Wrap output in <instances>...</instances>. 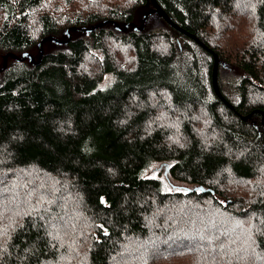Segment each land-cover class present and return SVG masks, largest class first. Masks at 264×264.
<instances>
[{
    "label": "trees",
    "instance_id": "1",
    "mask_svg": "<svg viewBox=\"0 0 264 264\" xmlns=\"http://www.w3.org/2000/svg\"><path fill=\"white\" fill-rule=\"evenodd\" d=\"M155 1L0 0V264H264V0Z\"/></svg>",
    "mask_w": 264,
    "mask_h": 264
},
{
    "label": "rangeland",
    "instance_id": "2",
    "mask_svg": "<svg viewBox=\"0 0 264 264\" xmlns=\"http://www.w3.org/2000/svg\"><path fill=\"white\" fill-rule=\"evenodd\" d=\"M149 11H150V9L146 10V12H149ZM150 13H151V11H150ZM74 34H78V32H74ZM60 37L62 39H64V38L67 37V34L66 33H62ZM47 44H49V43L47 42ZM39 51H40L39 47H38V49L36 48V49L33 50V52L36 53V54L39 53ZM0 62H1V57H0ZM111 80H112V75L110 73H106L104 75V77L102 78V80L100 82V85L101 86H105ZM166 168H167V164L166 163L153 162L148 168H146L144 173L147 174V175H154V176H157L158 178H160V180L162 182V186L166 190H170V189H173V188H184L186 186H192V184H190V183L170 178L167 175Z\"/></svg>",
    "mask_w": 264,
    "mask_h": 264
},
{
    "label": "water",
    "instance_id": "3",
    "mask_svg": "<svg viewBox=\"0 0 264 264\" xmlns=\"http://www.w3.org/2000/svg\"><path fill=\"white\" fill-rule=\"evenodd\" d=\"M154 7V11H157L162 17H164L167 22H169L171 25L173 26H176L171 20L170 18L166 15V13L163 11V9L159 6V4L155 1V0H151ZM70 38V34L68 36V39ZM195 39H197L195 36H194ZM40 43H42V40L40 41ZM202 46H204V44H202ZM208 50L211 51L210 48H208ZM43 52V48L41 47V50H40V55L42 54ZM212 52V51H211ZM12 56H14L16 59H23L26 55L27 56H30V53H28L27 51H24L21 53V56H17L15 55L14 53H11ZM218 63H219V58H218V55L215 53L214 54V62H213V72H212V81H213V86H214V90L215 92L221 96V93H220V90H219V87H218V83H217V72H218Z\"/></svg>",
    "mask_w": 264,
    "mask_h": 264
}]
</instances>
